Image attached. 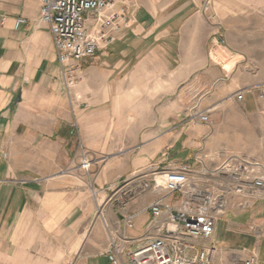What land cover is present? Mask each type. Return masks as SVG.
<instances>
[{"label": "crops", "instance_id": "1", "mask_svg": "<svg viewBox=\"0 0 264 264\" xmlns=\"http://www.w3.org/2000/svg\"><path fill=\"white\" fill-rule=\"evenodd\" d=\"M41 7L0 0V264H112L113 239L126 235L131 250L167 233L155 200L180 207L153 187L126 204L128 227L121 181L183 164L201 173L234 154L264 160V0H113L104 13L125 17L116 39L64 65ZM217 34L238 64L212 58ZM202 111L208 122L195 118ZM242 200L226 196L190 255L209 245L212 264H264V199Z\"/></svg>", "mask_w": 264, "mask_h": 264}, {"label": "built area", "instance_id": "2", "mask_svg": "<svg viewBox=\"0 0 264 264\" xmlns=\"http://www.w3.org/2000/svg\"><path fill=\"white\" fill-rule=\"evenodd\" d=\"M113 0H42L41 18L48 23L52 34L58 60L62 65L69 61L89 59L96 55L102 47L111 44L115 39L114 32L118 30L125 17L122 12L105 14ZM87 14L94 18L90 30L87 25ZM212 16H209L211 18ZM23 19L19 20V23ZM211 50L212 58H216L219 65L225 66L233 56L228 50V44L223 34L213 38ZM219 53V54H218ZM233 53V52H232ZM234 55V53H233ZM226 67V66H225ZM241 98V95H238ZM201 121L207 120L208 115L203 112L196 114ZM72 133L78 131L77 121L73 122ZM80 164L89 168L88 151L80 143ZM239 157L230 155L212 171L213 179L226 181L229 190L251 198L264 199V160L258 157ZM191 167L184 165L180 170L156 169L151 172L143 171L135 174L123 182L125 195L121 197V209L128 201L141 195L149 188L176 191L183 189L187 180V171ZM183 193L186 200L183 207L173 210L166 206L161 198L150 205V210L159 218L167 212V223L164 236H151L135 249H128L125 243L130 239L122 234L120 241L112 240L107 251L112 264H121L124 255L127 264H212L216 255L214 246H205L194 255L189 254L191 244L189 239H208L215 228V217L225 208V198L222 190L215 191L188 188ZM129 198V199H128ZM122 220L128 227L133 225L134 215L122 209ZM169 224V226H168ZM153 227L157 223H152ZM255 257L244 261V264H254Z\"/></svg>", "mask_w": 264, "mask_h": 264}, {"label": "rangeland", "instance_id": "3", "mask_svg": "<svg viewBox=\"0 0 264 264\" xmlns=\"http://www.w3.org/2000/svg\"><path fill=\"white\" fill-rule=\"evenodd\" d=\"M88 25V24H87ZM89 27V26H88ZM50 28V27H49ZM224 36V34H223ZM225 37V36H224ZM226 39V37H225ZM227 42V41H226ZM229 47V45H228ZM228 50L231 52L232 56H233V53L234 51L229 47ZM233 52V53H232ZM57 54V52H56ZM235 54V53H234ZM58 56V55H57ZM238 56L234 57L232 60H230L228 62V65L226 67H232L236 64H238ZM238 99H241L242 98V95H241V98H239V96H237ZM228 109L232 110V111H235L237 113H239L241 111V109L237 106H235L234 104H231L228 106ZM203 112V111H202ZM204 114H207L205 112H203ZM198 116H195V118H197ZM202 121H206L208 122L209 121V118L207 120H202ZM73 130V129H72ZM72 130H71V134L73 135H76L78 136V138L80 137L78 134H76L75 132L72 133ZM79 141V148H80V143H81V139L78 140ZM83 146V145H82ZM84 147V146H83ZM234 156H239V157H245V158H249V159H252L250 157V155H243V154H234ZM228 157V156H227ZM226 157V158H227ZM225 158V159H226ZM259 158V157H258ZM184 165H188V164H183L181 167L179 168H156V169H161V170H164V169H168V170H180ZM219 166H215L213 168H203L201 171V173H195L194 171L192 172V168H190L188 171H187V181L188 182H185V184L183 185V189H180V190H176V191H168V190H162L160 188H158L159 190L163 191L165 193V195H169V194H175L177 196H179V199H180V207L177 208L178 210L181 209L183 207V203L184 201L186 200V195L183 193L184 190H187L188 188H197V189H205V190H211V191H215L216 193H220V190H222L223 192V195H224V198H226V196H229V195H236V196H240V197H243V200L242 202L240 203L241 207H247V205L251 202V200H261V199H257V198H251V197H247V196H244V195H241V194H236L232 191V193H229L231 192L228 188V184L226 185V187H224V185L226 184V181H217L215 179H213V174L211 175L212 171L216 170ZM156 169H153V170H156ZM151 170V171H153ZM149 171V172H151ZM126 180V179H125ZM125 180L121 181V182H124ZM153 187H154V184H153ZM152 187V188H153ZM119 188H121V186H119ZM151 189V188H149ZM148 189V190H149ZM129 199V198H128ZM162 201L164 202V204L166 206H170L173 208V210L175 209L173 205L171 204H168L164 201V197H161ZM122 209H127V208H122ZM167 213V212H166Z\"/></svg>", "mask_w": 264, "mask_h": 264}]
</instances>
